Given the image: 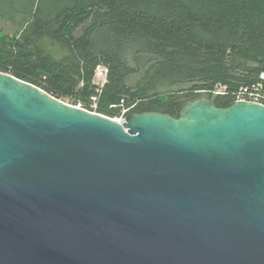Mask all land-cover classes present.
<instances>
[{
    "label": "water",
    "instance_id": "obj_1",
    "mask_svg": "<svg viewBox=\"0 0 264 264\" xmlns=\"http://www.w3.org/2000/svg\"><path fill=\"white\" fill-rule=\"evenodd\" d=\"M0 264H264V105L121 123L0 73Z\"/></svg>",
    "mask_w": 264,
    "mask_h": 264
},
{
    "label": "trees",
    "instance_id": "obj_2",
    "mask_svg": "<svg viewBox=\"0 0 264 264\" xmlns=\"http://www.w3.org/2000/svg\"><path fill=\"white\" fill-rule=\"evenodd\" d=\"M6 15L18 29H0V73L111 119L176 116L200 94L226 107L239 88H264V0H0ZM46 40L67 55L55 60Z\"/></svg>",
    "mask_w": 264,
    "mask_h": 264
},
{
    "label": "built area",
    "instance_id": "obj_3",
    "mask_svg": "<svg viewBox=\"0 0 264 264\" xmlns=\"http://www.w3.org/2000/svg\"><path fill=\"white\" fill-rule=\"evenodd\" d=\"M105 75L106 71L103 69V79L101 83L99 84V87H102V85L105 82ZM260 80H263V75L260 76ZM98 85V84H97ZM225 88L221 86L215 87L214 91L212 92L213 95H226ZM93 103H95V99H92ZM238 101H245V102H252V103H258L264 105V88L262 82H257L256 84H253L249 87H242L239 88V90L233 94L232 96V102H238ZM95 107V104L93 105ZM131 108L122 110L120 116L118 118H114V120L118 122H123L124 117L126 116V113Z\"/></svg>",
    "mask_w": 264,
    "mask_h": 264
},
{
    "label": "rangeland",
    "instance_id": "obj_4",
    "mask_svg": "<svg viewBox=\"0 0 264 264\" xmlns=\"http://www.w3.org/2000/svg\"><path fill=\"white\" fill-rule=\"evenodd\" d=\"M12 16L0 17V29L7 35H11L14 31L18 29L16 20H12ZM45 49L51 54L55 60H60L62 57L67 55V52L63 50L60 46L52 41L46 40L44 43ZM103 79V68H98L95 72V83L100 84ZM205 94H200L198 98H205ZM197 98V99H198ZM182 107V106H181ZM113 119V118H112Z\"/></svg>",
    "mask_w": 264,
    "mask_h": 264
}]
</instances>
